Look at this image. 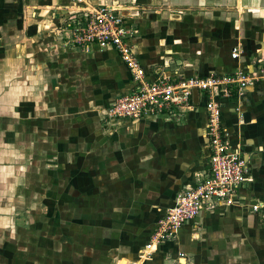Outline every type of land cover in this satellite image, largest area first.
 <instances>
[{"label": "crops", "instance_id": "1", "mask_svg": "<svg viewBox=\"0 0 264 264\" xmlns=\"http://www.w3.org/2000/svg\"><path fill=\"white\" fill-rule=\"evenodd\" d=\"M95 6L125 18L148 83L257 78L216 99L245 163L232 203L205 204L148 256L158 220L209 174L208 96L107 119L136 83L113 49L70 44ZM262 202L264 0H0V264H264Z\"/></svg>", "mask_w": 264, "mask_h": 264}, {"label": "built area", "instance_id": "2", "mask_svg": "<svg viewBox=\"0 0 264 264\" xmlns=\"http://www.w3.org/2000/svg\"><path fill=\"white\" fill-rule=\"evenodd\" d=\"M83 13L80 23L71 31L70 44L79 49H87L91 44L102 50L113 49L136 83L133 93L115 99L106 109L104 115L107 119H149L173 107H188L193 91L208 96L205 108L208 113L206 136L211 148L209 174L195 188L178 194L174 206L158 220L143 250L148 256L158 245L173 238L186 222L194 220L205 204L232 203L244 180L245 163L238 153L230 151L226 131L221 127V110L216 99L229 98L233 88L243 89L257 78L237 73L235 76L191 77L175 82L158 78L148 83L129 44L128 39L133 32L127 27L125 18L109 6L91 7L84 9ZM231 58H239L237 47L232 49ZM251 210L264 213V202L252 205Z\"/></svg>", "mask_w": 264, "mask_h": 264}]
</instances>
